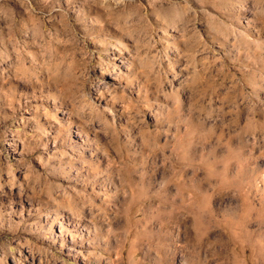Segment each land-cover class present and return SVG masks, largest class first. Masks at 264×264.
Returning a JSON list of instances; mask_svg holds the SVG:
<instances>
[{"label": "rangeland", "instance_id": "374dc122", "mask_svg": "<svg viewBox=\"0 0 264 264\" xmlns=\"http://www.w3.org/2000/svg\"><path fill=\"white\" fill-rule=\"evenodd\" d=\"M0 264H264V0H0Z\"/></svg>", "mask_w": 264, "mask_h": 264}]
</instances>
